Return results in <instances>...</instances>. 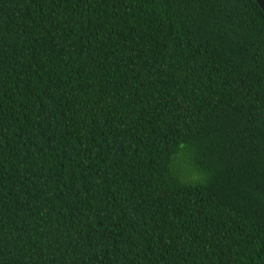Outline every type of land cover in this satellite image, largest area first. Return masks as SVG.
<instances>
[{
	"label": "trees",
	"instance_id": "obj_1",
	"mask_svg": "<svg viewBox=\"0 0 264 264\" xmlns=\"http://www.w3.org/2000/svg\"><path fill=\"white\" fill-rule=\"evenodd\" d=\"M0 264H264L255 0H0Z\"/></svg>",
	"mask_w": 264,
	"mask_h": 264
},
{
	"label": "water",
	"instance_id": "obj_2",
	"mask_svg": "<svg viewBox=\"0 0 264 264\" xmlns=\"http://www.w3.org/2000/svg\"><path fill=\"white\" fill-rule=\"evenodd\" d=\"M255 2L260 6V8L264 12V0H255Z\"/></svg>",
	"mask_w": 264,
	"mask_h": 264
}]
</instances>
